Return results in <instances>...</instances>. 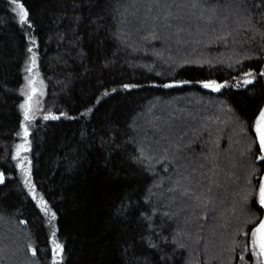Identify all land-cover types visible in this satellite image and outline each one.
Listing matches in <instances>:
<instances>
[{
	"label": "trees",
	"instance_id": "obj_1",
	"mask_svg": "<svg viewBox=\"0 0 264 264\" xmlns=\"http://www.w3.org/2000/svg\"><path fill=\"white\" fill-rule=\"evenodd\" d=\"M261 111L264 0H0V264H261Z\"/></svg>",
	"mask_w": 264,
	"mask_h": 264
},
{
	"label": "snow or ice",
	"instance_id": "obj_2",
	"mask_svg": "<svg viewBox=\"0 0 264 264\" xmlns=\"http://www.w3.org/2000/svg\"><path fill=\"white\" fill-rule=\"evenodd\" d=\"M13 3H17V0H13ZM17 7L20 10L21 22H24L27 18L28 13L24 10V7L22 4H17ZM211 86L212 85H209V84L204 85V87H211ZM216 87L218 89L219 87H222V85H217ZM27 118L28 116L26 113L25 119ZM256 131L259 137V150L264 152V111H261L259 113V120L257 121ZM262 159H264V157H262ZM259 202L261 206H264V184L260 185V201ZM253 237L256 238L254 239V243L258 244L260 255L264 256V221H261L259 224V227L255 229V232H253ZM33 254H35V252H33Z\"/></svg>",
	"mask_w": 264,
	"mask_h": 264
},
{
	"label": "water",
	"instance_id": "obj_3",
	"mask_svg": "<svg viewBox=\"0 0 264 264\" xmlns=\"http://www.w3.org/2000/svg\"><path fill=\"white\" fill-rule=\"evenodd\" d=\"M256 143H257V147H258V150H259V137H258V133H257V135H256ZM259 153H260V155H261V157H264V152H262V151H260L259 150ZM264 160V159H263ZM261 184H264V168H263V171H262V173H261V176H260V185ZM259 206H260V208H261V210H262V215H261V218H260V220L258 221V223L255 225V227H254V232H255V229L257 228V227H259V224H260V222L261 221H264V206H261V204L259 203ZM258 238V237H257ZM259 248V247H258ZM259 255H260V250H259ZM260 261H261V264H264V256H261L260 255Z\"/></svg>",
	"mask_w": 264,
	"mask_h": 264
}]
</instances>
